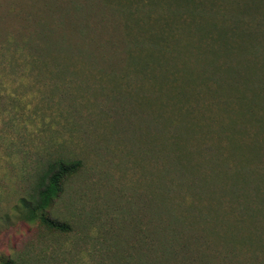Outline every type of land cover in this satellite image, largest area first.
I'll list each match as a JSON object with an SVG mask.
<instances>
[{"label": "rangeland", "instance_id": "374dc122", "mask_svg": "<svg viewBox=\"0 0 264 264\" xmlns=\"http://www.w3.org/2000/svg\"><path fill=\"white\" fill-rule=\"evenodd\" d=\"M154 1L0 0V257L13 264H264V217L253 221L246 209L241 222L236 203L223 198L247 187L243 160L252 174L264 163L255 154L244 159L254 152V143L243 146L255 124L234 115L251 98L240 95L244 77L264 79V60H249L260 58L255 48L264 38L247 32L264 24L243 13L247 31L233 32L234 46L222 48L217 32H194V0H184L182 14L181 0ZM226 15L215 20L232 24ZM163 18L188 22L169 40L145 31ZM150 53H163L156 58L165 67L143 63ZM57 158L79 161L43 208L67 225L60 231L27 212ZM166 220L193 233L188 241L198 238L206 257L171 251ZM193 220L204 237L194 234Z\"/></svg>", "mask_w": 264, "mask_h": 264}, {"label": "trees", "instance_id": "16d2710c", "mask_svg": "<svg viewBox=\"0 0 264 264\" xmlns=\"http://www.w3.org/2000/svg\"><path fill=\"white\" fill-rule=\"evenodd\" d=\"M158 0H155L152 4H155ZM207 0H194L193 4V12L195 16V23H194V32L199 33L201 31L205 32H217V36L221 35L223 37V41L221 42L222 48H228V46L232 45L233 43V32L237 31H247L245 30V22H243L241 16H244L246 13L250 18H254L256 14L260 15V19H258L257 23H260L261 25L264 24V0H236L231 5L228 3H225V5L220 2L219 0H212L209 3L206 4L205 10L199 12V9L203 5V3ZM187 2L184 0H181L180 8L182 7V11L179 14H182L184 12V9L186 7ZM159 4L156 3V7ZM224 5V6H223ZM91 6V5H90ZM210 13V14H209ZM215 14H218L222 18H226V14H232L229 17V21L232 22V24L227 25L219 20H215ZM203 16L205 18V21L202 22L201 26L199 27V18ZM160 16L156 15L155 20H157ZM178 18H181V15L178 16ZM180 20L174 24H172L171 21H167L166 18H163L161 20H158L156 25H162L160 28H152V30H147L145 28V31L151 34H156L157 36L161 38H166L169 40V33L175 32L180 28H183L182 24H185L188 22V19H184V22L182 21L180 24ZM261 21V22H260ZM156 21H151L150 23L155 24ZM164 24L168 27H164ZM173 25L174 28L172 29ZM193 26L189 25L186 26V30L189 31L190 28ZM259 28V29H258ZM256 31H247L251 37H257L260 33L261 39L264 38V27H256ZM232 31V32H230ZM253 34V35H251ZM137 46V45H135ZM134 46V47H135ZM163 46L165 50H170L172 45H170L167 48V43L164 42ZM174 47V46H173ZM178 47V45H177ZM167 48V49H166ZM259 49L258 53L260 55V58H250L251 61H257V60H264V43H260V45L255 48ZM252 51H257V50ZM111 53V52H110ZM128 54V52H126ZM116 55V54H115ZM153 55V57H148L147 55H143V63L145 64H155V67L157 70H161L158 67H165L160 62L159 58H156V56L160 55L163 56V53H150V56ZM85 57V56H84ZM94 57V56H93ZM93 57L91 58L93 61ZM127 55H125V58ZM128 59V57H127ZM151 62V63H150ZM163 69V68H162ZM235 74H237L235 72ZM240 89V95L241 97L250 96L248 102L241 101V106L238 109H235L234 115L237 116V114L246 115L245 118L242 121H248L252 122L254 125V130L252 131V134H249L246 136V141L244 143L243 149L249 147L248 145L251 143H254V152H250V154H246L245 158L247 160H250V157H253V154H255V162L259 158H263L264 155H260L263 151L262 145L264 144V79H259L256 82L252 83H246V79L244 77V81L240 82L239 85ZM247 91L250 92L247 93ZM243 93V94H242ZM239 97V96H238ZM260 111V113H258ZM258 113V114H257ZM235 123V121L233 122ZM245 150V149H244ZM246 150H251L250 147ZM257 157V158H256ZM244 161V165H242V169L247 173L245 176H241L242 179H247V187H242V190L236 189V194L233 197L225 196L223 197L225 201H232L236 203L237 205V215L242 216L241 222L244 221V217H246V209L251 211V214L254 216L252 219L255 221V219H263L264 217V163L261 161L260 168L258 167L257 163H255V168L258 167L257 172L255 174H252L253 171H250L247 167L246 161ZM263 164V165H262ZM79 165V161L72 160V161H66L63 158H57L53 163L49 164L47 167V170L45 174L41 177L39 184L36 188V197L33 199L34 203L32 202L27 209V212L29 215L33 216L34 219H36L37 223L41 226L45 227L49 230H66L67 225L64 222H61L59 220L53 219L52 217L48 216L46 212L43 211V208L47 205L48 200L54 195V191L56 190V187L58 186L59 181L61 178L65 177L67 174L71 173L76 169V167ZM238 186V184L236 185ZM238 188V187H237ZM232 188L229 187L228 191H230ZM235 190V188H234ZM224 201V202H225ZM33 204V205H32ZM230 207H232L230 205ZM214 208L213 206L208 207L209 209ZM197 210L203 212L200 210V208ZM159 211V210H157ZM232 212V210H230ZM160 215V214H159ZM259 215V216H258ZM251 220V219H249ZM183 224H180L181 226L185 225V220H182ZM199 220H193L190 221L191 227L196 228L194 231V234L200 235L201 237H204L201 233H199V227H196ZM160 223V222H159ZM170 221L166 220L164 222L163 228L167 230L166 234L169 235L168 240L173 241L174 245L170 248V250L173 252H176L179 255H183L182 258H188L187 253H191L192 255L202 259V252L204 251V248L201 244H198V238L194 237V240L197 239V243L190 242V237L193 233L187 234L183 228H180L179 225L170 226ZM160 224L155 226L154 228H151V232L154 230H159ZM263 227V226H261ZM260 227V228H261ZM168 228V229H167ZM259 228V229H260ZM201 230V229H200ZM164 239V237H162ZM251 237L250 241L252 240ZM264 242V241H263ZM264 248V244H261V241H259V248ZM157 248L155 247V250ZM158 251L166 252L165 246H162L159 248ZM261 254V251H259ZM206 257V256H203ZM0 262L3 264H13L12 259H8V257H0Z\"/></svg>", "mask_w": 264, "mask_h": 264}]
</instances>
